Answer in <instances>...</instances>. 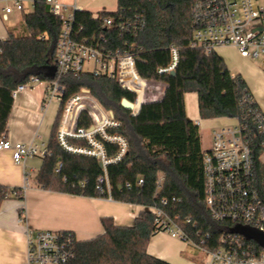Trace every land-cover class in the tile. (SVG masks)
I'll list each match as a JSON object with an SVG mask.
<instances>
[{
    "label": "trees",
    "instance_id": "1",
    "mask_svg": "<svg viewBox=\"0 0 264 264\" xmlns=\"http://www.w3.org/2000/svg\"><path fill=\"white\" fill-rule=\"evenodd\" d=\"M191 5L187 0H117L115 12H102L95 20L89 12H79L74 19V34L82 42L104 39L105 51L134 55L138 74L147 80L167 85L159 102L142 105L138 100L136 115L120 105L122 99L131 103L135 96L114 80L103 76L82 74L60 79L62 101L81 89L88 90L101 105L120 122L115 131L128 141L124 159L107 169L110 192L97 190L102 175L98 163L61 149L55 139L59 121L56 118L46 145L48 155L42 158L37 173L38 186L73 196L110 199L114 202L140 206L131 227L115 226L111 218H103V234L88 240L74 241V258L68 264H169L147 254L146 248L154 233V216L149 207L161 206L188 236L210 235L208 249L219 247L223 224L211 220L203 203L202 149L199 126L185 114V94L197 96L200 120L235 119L245 125L249 135L255 133V120L264 116L240 75H232L217 54H205L193 47ZM111 20V27L104 26ZM128 22L126 31L118 25ZM60 22L49 14L43 0H37L33 11L24 15L21 33L9 32L0 40V135L6 126L13 104L12 93L37 77L41 81L55 79L52 65L54 46ZM178 52L175 75L159 73L171 62L170 49ZM135 83L139 84L136 80ZM134 109V110H135ZM87 116L81 114L78 127H88ZM262 138H253L255 186L264 201V166L260 162ZM157 174L162 175L161 188L156 191ZM138 180L142 184L138 185ZM21 188L0 187V205L4 200H23ZM186 218H192L185 224ZM70 233V232H67ZM72 234V233H70ZM73 235V234H72ZM198 238V237H197Z\"/></svg>",
    "mask_w": 264,
    "mask_h": 264
},
{
    "label": "built area",
    "instance_id": "2",
    "mask_svg": "<svg viewBox=\"0 0 264 264\" xmlns=\"http://www.w3.org/2000/svg\"><path fill=\"white\" fill-rule=\"evenodd\" d=\"M191 5L193 47L205 54H217L222 48H231L240 58L259 63L264 67V5L260 0H187ZM37 0H0V12L6 16L23 13L24 5ZM49 14L58 18L60 29L54 46L52 65L55 79L46 81L45 102L52 100L60 104L59 121L55 131L58 146L64 151L95 160L102 175L97 179V190L110 192L107 169L120 163L129 150L126 138L117 132L120 127L113 113L104 108L88 90L81 89L66 101H62L63 89L60 79L82 74L103 76L114 80L122 89L135 96L136 104L141 96L142 105L162 100L165 85L161 81L142 78L137 71L134 55L105 51L104 39L82 42L74 34L75 15L83 12L77 0H43ZM97 19L98 15H93ZM112 21L105 20L104 26L111 27ZM128 22L118 25L126 31ZM171 62L159 73L170 74L178 62L177 49L172 47ZM133 80L140 85L135 88ZM32 77L13 93L40 84ZM90 122L88 127H78L81 114ZM132 115H136L131 112ZM256 130L249 135L245 125L236 121L232 127L216 128L211 133V143L202 150L203 203L205 210L215 223L226 229L221 233L219 247L208 249L205 243L210 235L197 232L196 238L188 236L179 224V217L171 218L164 210L168 200L162 199L159 206L147 208L154 216V233L168 234L195 253L202 254L204 264H264V247L233 233L237 227L264 234V201L255 186L253 138H262L259 146L264 153V121H254ZM0 151H10L16 165H23L33 158L48 155L46 146L34 144H12L0 135ZM162 175L157 174L156 191L161 188ZM138 185L142 180H138ZM110 200V199H109ZM192 218H186L189 224ZM198 237V238H197ZM74 236L67 232H26L28 264H68L74 258Z\"/></svg>",
    "mask_w": 264,
    "mask_h": 264
},
{
    "label": "crops",
    "instance_id": "3",
    "mask_svg": "<svg viewBox=\"0 0 264 264\" xmlns=\"http://www.w3.org/2000/svg\"><path fill=\"white\" fill-rule=\"evenodd\" d=\"M77 6L83 12H89L78 3ZM89 13L93 16L102 12ZM16 14L23 17V13ZM9 32L18 34L15 27H3L0 24L1 41L7 38ZM228 49L233 53V57L227 60L221 59L232 75L242 77L264 116V67L257 62L242 59L235 50ZM163 84L166 91L167 85ZM44 94L42 88L35 84L18 93L13 99L4 133L9 142L47 145L56 118L60 115V104L55 100L45 102ZM187 97L189 94L184 96L186 117L188 120H195L193 122L200 127V121L203 120H200L198 115L197 96V120L191 114L193 105ZM52 106H57L58 109L49 128V125H43ZM229 120L222 118L206 121H215L222 125L217 128H222ZM233 120L235 124L232 126H235L236 120ZM48 129L49 136L46 139ZM41 166L42 158L41 161L33 158L23 165H16L10 151H0V187L24 190L22 201L11 198L4 200L0 205V264H28L26 243V232L28 231L70 232L77 241L83 242L103 234L104 229L101 225L103 218H111L115 226L131 227L139 212L143 210L140 206L114 202L109 199L73 196L42 189L36 181ZM29 176L32 179L30 183ZM146 251L148 255L169 264H196L187 260L186 257L196 259L201 264L205 262L202 254L195 253L186 244L172 239L165 233L153 235Z\"/></svg>",
    "mask_w": 264,
    "mask_h": 264
},
{
    "label": "rangeland",
    "instance_id": "4",
    "mask_svg": "<svg viewBox=\"0 0 264 264\" xmlns=\"http://www.w3.org/2000/svg\"><path fill=\"white\" fill-rule=\"evenodd\" d=\"M261 4L264 5V0H260ZM78 5L82 6L84 10L92 12V13H98V12H115L117 9L116 0H77ZM32 6L31 4H25L24 10H23V16L30 14L32 12ZM22 18L19 17L18 14H11L6 16V20L3 18V14H0V24H2L3 27H15L18 30V33H21L22 28ZM218 55L220 58H223L227 60L229 57H233V53L228 48H222L218 51ZM36 86L42 88L43 92H45L46 88L48 87V84L45 82H41L40 84H36ZM45 98V94H44ZM187 100L191 101V104L193 105L191 114H193L194 119L197 120V110H196V96L194 94H189V97H187ZM188 102V101H187ZM195 106V107H194ZM58 107L52 106L49 113L47 114V117L45 119L43 126L51 127L55 114L57 112ZM135 109V108H134ZM195 121V120H193ZM201 126L199 127L200 132V141H201V149L207 150L210 147L211 143V133L213 130H215L217 127L222 126L219 123H215V121H200ZM227 125L225 127H231L235 124L233 119H230L228 122H226ZM49 136V129L47 132V138ZM36 161H41V158H34ZM261 164L264 166V154L260 158ZM29 183L31 182V176ZM168 235V234H167ZM187 260H190L196 264H201L200 261L196 259L187 258Z\"/></svg>",
    "mask_w": 264,
    "mask_h": 264
},
{
    "label": "water",
    "instance_id": "5",
    "mask_svg": "<svg viewBox=\"0 0 264 264\" xmlns=\"http://www.w3.org/2000/svg\"><path fill=\"white\" fill-rule=\"evenodd\" d=\"M169 75L173 77L175 75V72H171ZM120 105L122 106V108H124L125 110L129 112L133 111L134 104L129 102L126 99H122ZM233 233L239 234L242 237H244L246 240L253 241L257 245L264 247V234H260L255 231L244 229V228H239V227L235 228L233 230Z\"/></svg>",
    "mask_w": 264,
    "mask_h": 264
},
{
    "label": "bare ground",
    "instance_id": "6",
    "mask_svg": "<svg viewBox=\"0 0 264 264\" xmlns=\"http://www.w3.org/2000/svg\"><path fill=\"white\" fill-rule=\"evenodd\" d=\"M133 84H134L135 88L139 87V85H140V84L135 83L134 80H133ZM139 99H141V98L139 97ZM136 104H134V106H136ZM134 106H133V113L136 114L138 112L139 106H138L137 110H134Z\"/></svg>",
    "mask_w": 264,
    "mask_h": 264
}]
</instances>
